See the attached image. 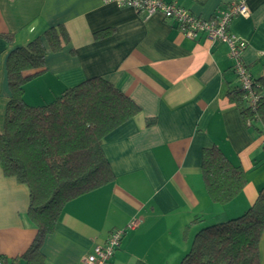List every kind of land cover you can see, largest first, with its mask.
<instances>
[{
	"label": "crops",
	"instance_id": "0c3cea01",
	"mask_svg": "<svg viewBox=\"0 0 264 264\" xmlns=\"http://www.w3.org/2000/svg\"><path fill=\"white\" fill-rule=\"evenodd\" d=\"M171 1L212 19L230 0ZM245 1L249 14L235 17L229 29L247 41L241 60L264 82V0ZM59 25L69 41L58 51L44 41V72L25 84V102L42 105L102 77L141 112L104 138L114 179L65 205L41 248L46 264H85L95 245L132 220L137 226L126 230L109 264H180L198 230L243 214L264 188L262 124L245 122L227 97L239 81L228 45L204 35L190 39L160 14L146 18L103 0H0V134L10 98L9 53ZM213 146L247 176L224 205L210 198L201 169L203 150ZM29 199L28 187L0 166V252L7 264H27L23 254L37 234ZM259 251L264 264V230Z\"/></svg>",
	"mask_w": 264,
	"mask_h": 264
},
{
	"label": "trees",
	"instance_id": "16d2710c",
	"mask_svg": "<svg viewBox=\"0 0 264 264\" xmlns=\"http://www.w3.org/2000/svg\"><path fill=\"white\" fill-rule=\"evenodd\" d=\"M45 40L52 51H58L69 41V35L64 26H53L9 53L10 98L0 134L4 175L30 191L28 217L37 234L23 254L27 264H46L43 242L54 231L68 202L113 181L102 150L104 138L141 112L139 104L102 77L86 79L42 105L26 103L25 84L44 72ZM30 70L37 72L26 75ZM230 71L234 74L232 67ZM262 86L264 82L254 79L252 88L260 96L254 106L239 81L227 91L229 100L250 125L255 121L264 125ZM201 169L210 198L219 204L233 200L247 183L243 168L234 165L217 146L203 150ZM263 230L264 188L243 214L198 230L180 264H261Z\"/></svg>",
	"mask_w": 264,
	"mask_h": 264
},
{
	"label": "built area",
	"instance_id": "2783aa9c",
	"mask_svg": "<svg viewBox=\"0 0 264 264\" xmlns=\"http://www.w3.org/2000/svg\"><path fill=\"white\" fill-rule=\"evenodd\" d=\"M105 3H116L119 7H132L146 18L160 14L165 20H171L182 34L190 39L204 35L212 42H223L229 47V56L233 60V70L238 76L242 87L247 91V98L252 106L260 96L252 88L254 79L241 60L242 53L247 47V41L234 35L229 25L239 15H248L249 8L245 0H230L212 19H204L192 14L188 9L171 0H103ZM249 125L250 121L247 122ZM264 136V125L262 124ZM137 220H132L126 227L116 229L110 233L107 241L102 245H95L93 251L85 255V264H109L119 249L122 238L127 229H134ZM0 264H7L0 252Z\"/></svg>",
	"mask_w": 264,
	"mask_h": 264
},
{
	"label": "rangeland",
	"instance_id": "374dc122",
	"mask_svg": "<svg viewBox=\"0 0 264 264\" xmlns=\"http://www.w3.org/2000/svg\"><path fill=\"white\" fill-rule=\"evenodd\" d=\"M25 87V86H24ZM25 89V88H24ZM23 98H24V95H23Z\"/></svg>",
	"mask_w": 264,
	"mask_h": 264
}]
</instances>
